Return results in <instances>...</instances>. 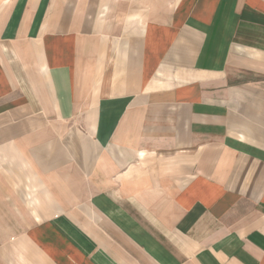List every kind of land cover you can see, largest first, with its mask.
I'll use <instances>...</instances> for the list:
<instances>
[{"label": "crops", "instance_id": "0c3cea01", "mask_svg": "<svg viewBox=\"0 0 264 264\" xmlns=\"http://www.w3.org/2000/svg\"><path fill=\"white\" fill-rule=\"evenodd\" d=\"M0 264H264V0H0Z\"/></svg>", "mask_w": 264, "mask_h": 264}]
</instances>
